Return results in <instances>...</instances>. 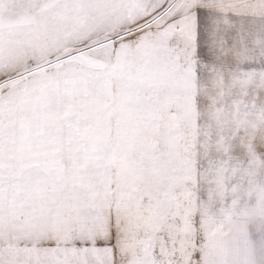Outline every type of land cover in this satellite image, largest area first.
Instances as JSON below:
<instances>
[{"label": "snow or ice", "instance_id": "obj_1", "mask_svg": "<svg viewBox=\"0 0 264 264\" xmlns=\"http://www.w3.org/2000/svg\"><path fill=\"white\" fill-rule=\"evenodd\" d=\"M0 264H264V0H0Z\"/></svg>", "mask_w": 264, "mask_h": 264}]
</instances>
